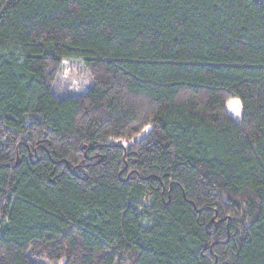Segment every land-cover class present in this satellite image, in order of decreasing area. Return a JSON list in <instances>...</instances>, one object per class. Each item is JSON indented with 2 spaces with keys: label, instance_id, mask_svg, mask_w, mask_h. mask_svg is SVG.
Here are the masks:
<instances>
[{
  "label": "trees",
  "instance_id": "1",
  "mask_svg": "<svg viewBox=\"0 0 264 264\" xmlns=\"http://www.w3.org/2000/svg\"><path fill=\"white\" fill-rule=\"evenodd\" d=\"M31 255L264 264V0H0V264Z\"/></svg>",
  "mask_w": 264,
  "mask_h": 264
},
{
  "label": "rangeland",
  "instance_id": "2",
  "mask_svg": "<svg viewBox=\"0 0 264 264\" xmlns=\"http://www.w3.org/2000/svg\"><path fill=\"white\" fill-rule=\"evenodd\" d=\"M93 85V79L81 60H65L61 71L53 86V91L58 98L74 96L89 89ZM149 204L148 200L142 201ZM40 264H64L66 259L50 261L44 257L31 255Z\"/></svg>",
  "mask_w": 264,
  "mask_h": 264
}]
</instances>
